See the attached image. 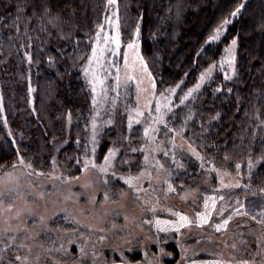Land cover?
I'll return each instance as SVG.
<instances>
[{
    "label": "rangeland",
    "instance_id": "374dc122",
    "mask_svg": "<svg viewBox=\"0 0 264 264\" xmlns=\"http://www.w3.org/2000/svg\"><path fill=\"white\" fill-rule=\"evenodd\" d=\"M248 1L243 0L242 4L245 5ZM112 11H116L119 18L117 5L110 7L107 4V12L101 24H104L105 18L110 16ZM235 17L231 15L227 20L232 22ZM229 24L220 23L212 30L211 35H215L219 28L222 38ZM99 31L97 27L87 56L78 68L89 94L88 110L83 119L77 112L71 113L69 110L65 111L63 116H59L63 125L62 135L50 137L48 144L51 150L41 156L40 164L33 161L32 153L29 151L31 141L26 139L22 142V132L10 134L17 148L19 143H23L28 151H19L16 161L0 172V192L7 193V189H15L13 211H5L7 205L0 207V230L8 229L7 240L0 243L2 257L0 264H105V261L109 264H120L121 257L126 258L129 264H192V261H195V264H211L214 260L220 264H242L244 260L249 264H264V217L257 215L253 220L250 216L235 212V208L239 207L237 201L245 204V210L249 202H252L257 212L260 211L258 205L264 203V193L260 194L258 199H252L245 183L249 180L255 164H252L250 157L242 160L243 163L234 160L228 157L230 153L225 155L227 160L223 158L222 161H218L216 155L209 156L203 151L198 140L201 135L197 134L200 131L190 129L191 122L198 118L194 104L200 92L213 82L217 84L216 90H221L222 84L229 83L236 77L237 38H232L223 47L220 58L203 69L194 84L182 89L184 84L182 81L162 91L157 89L156 79L148 66L145 71L136 52L128 49L126 47L128 43H124L121 38V57L124 53L129 57L127 67H122L119 72L121 84L123 85L128 76L133 77V81L128 87L115 88V81L110 76L106 80V86L111 85L114 90L110 89L105 96L99 85L97 91L100 95L91 91L92 85L89 83L91 75L86 77L83 70L87 66L91 49L106 47L102 42L103 33L100 34L101 43L99 45L96 43ZM105 31L110 36L115 34V28L111 24L105 25ZM233 39L237 41L234 49V73L227 64H221L223 60L230 58L226 50L232 47ZM134 40L139 46L137 51L142 56L139 37L137 38L135 34L129 43ZM105 57L107 58L105 67H108L112 75H116V67H109L108 62L117 58L109 56L107 52ZM96 67L93 63L89 72ZM209 68L212 69L211 74L205 75ZM225 73L232 78L224 79ZM201 75H205L203 82L199 79ZM103 78L101 73V79ZM216 78L221 79L220 83L215 81ZM197 84L200 85L199 89H196ZM189 92L192 93L190 96ZM26 93L29 109L37 112L35 104L37 89L31 79ZM185 96L187 99L181 104L177 97L184 99ZM157 106L160 108L159 112L154 110ZM168 108L172 111L169 112ZM137 111L143 112L144 115L137 116ZM1 112L3 119L6 120L4 111ZM130 116L133 120H140L141 125L133 124L130 129L128 126ZM161 116L166 123L171 117L170 127L173 128V132L167 138V144L166 138L162 136L157 135L153 138L151 130L148 137H144L143 134L144 127H160L157 121ZM93 120L96 124L95 143L92 142ZM108 120H111L110 124ZM145 121L147 123H144ZM72 145L75 146L74 150H77L75 157L66 151L67 147ZM103 145L105 148L101 155ZM166 147L177 161L185 165L183 169L177 168L170 157L162 156V151ZM93 148L95 153L92 152ZM133 149H142L143 152L132 151ZM109 150H114L116 155L112 159V167L106 174L92 167L83 171L81 165L76 163L77 158L81 160L91 158L98 165L103 164V157L108 155ZM193 150L201 159H197ZM145 155L149 156L147 165L143 162ZM153 156L156 157L155 161L152 159ZM21 158L24 164L19 163ZM124 160H128L129 163H123ZM157 162L163 167L154 166ZM237 163L241 164L238 171L234 167ZM28 164L32 167L28 168ZM200 165L204 166L203 170ZM37 172L45 175L38 176L35 174ZM113 172L116 173V177H112ZM141 172L144 175L141 176ZM129 175L140 176L139 180L134 181V188L123 186L122 181L117 182L120 176ZM90 176H94V179H87ZM221 179L224 184L239 183L241 187L223 188ZM85 180L88 183L87 187ZM104 180H108L112 186L109 195L116 193L119 198V194L124 193L126 202L124 208L109 209L107 219L98 222L96 214L105 206L106 201L102 198V193L107 187L103 183ZM165 181L173 182L174 186L184 185L185 190L178 189L177 193H167ZM209 187L222 189L219 194L226 196L225 201L217 200L216 204V209L223 212V216H218L217 211L212 210L215 222L229 218V223L221 232H215L213 227L206 226L201 229L192 226L181 229L180 233L166 234L158 233L154 227L142 223L145 217L152 219V216L145 212L146 207L152 206L158 209L156 216L159 219L175 221L177 218L171 215L169 209L194 219L197 207L200 211L204 210L201 197L209 194L218 195L216 192L200 191ZM153 188L156 189L155 193L152 192ZM85 195L92 197L95 203L90 204V199H84ZM137 196L140 199H137ZM134 211H138V219L133 221L136 227H126L128 219L125 218ZM29 212L32 213L31 216L28 215ZM117 212L120 213L119 216L116 215ZM113 224L116 225L115 228L112 227ZM168 235L173 239L157 243L158 238ZM13 236H16L15 241L12 239ZM19 244H23L24 247L18 248ZM62 245L67 252L66 255H61V252L57 251ZM81 249L86 255L82 256ZM16 256H20L21 260L17 261Z\"/></svg>",
    "mask_w": 264,
    "mask_h": 264
},
{
    "label": "trees",
    "instance_id": "16d2710c",
    "mask_svg": "<svg viewBox=\"0 0 264 264\" xmlns=\"http://www.w3.org/2000/svg\"><path fill=\"white\" fill-rule=\"evenodd\" d=\"M242 1L117 0V7L122 41L131 42L140 29V51L160 91L182 81V89L194 84L237 38L236 77L221 90L213 82L200 92L194 104L198 118L190 129L200 131L203 151L218 161L229 153L240 162L251 158L255 166L245 183L256 200L264 193V0H249L220 41L208 43L212 30ZM46 2L47 14L43 0H0V172L19 151H28L23 143L15 146L11 133L22 132V142L31 141L29 151L40 164L51 150L50 137L62 135L59 116L68 110L82 119L87 114L89 94L78 68L107 12V0ZM29 79L37 89V112L28 106ZM74 149L66 151L75 157Z\"/></svg>",
    "mask_w": 264,
    "mask_h": 264
},
{
    "label": "snow or ice",
    "instance_id": "6c2138e0",
    "mask_svg": "<svg viewBox=\"0 0 264 264\" xmlns=\"http://www.w3.org/2000/svg\"><path fill=\"white\" fill-rule=\"evenodd\" d=\"M107 4L111 7V6H115L117 5V0H107ZM42 7H43V11L45 14L48 13L49 11V6L46 2V0H43L42 3ZM245 5L241 4L240 7H237L236 10L234 12L231 13V15L233 17L237 16L240 11L241 8H244ZM231 21L230 20H225L224 24L227 25L229 24ZM107 24H111L114 26L115 28V34L114 35H108L107 32L105 31V25ZM120 21L118 18V14L116 11H112L111 15L105 18V22L104 24L99 25V29L100 31L97 33L96 35V43L99 45L101 43V33H103V37H102V42L104 45H106V47H100V48H92L91 49V55L88 58V63L87 66L84 67V72H85V76H89L91 75V79L89 80V83L92 85V89L91 91L93 93H96L97 95H100V92L97 91V85L100 86L101 90L103 91L104 95H107V92L111 89V85L106 86V80H108V78L111 76V78L115 81V88H120V87H128L130 85V83L133 81V77L128 76L125 78L123 85L121 84V78L119 75V72L121 71L122 67H127L128 65V60L129 57L127 55V53H124L123 56L121 57L120 54V48H121V33H120ZM223 27V26H222ZM136 37L138 38L140 35V29L137 28L136 29V33H135ZM222 32L221 29H217L215 35H211L209 38V43H213V42H217L220 41ZM237 44L236 39H233L231 41V48L227 49L226 51L228 52L230 58L229 59H225L221 62V64H227L228 67L230 69H232L233 73L235 72V68H234V64H235V55H234V49L235 46ZM113 45L115 47H113ZM126 47L128 49H131L133 51L136 52L137 57L141 63V65L143 66L144 70L147 71V65L144 64V58L143 56H140L137 49H138V44L135 42V40L132 43H128L126 45ZM108 53L109 56H113L116 57V60H111L109 61V67H116L117 69V74L116 75H112L109 72L108 67H105V60L107 59L105 57V53ZM121 60H122V64H121ZM93 63L96 64V68L92 69L91 72H89V69L91 68V66L93 65ZM212 69L209 68L207 70V72L205 73V75H210L211 74ZM101 73L103 74L104 78L101 79ZM205 75H201L199 77V79L201 80V82L204 81L205 79ZM232 77L230 75H228L227 73H225L224 75V79L229 80ZM153 87H155V84H153ZM200 85L197 84L196 85V89H199ZM219 90V89H218ZM169 91H174V89H169ZM192 93L189 92L188 95L190 96ZM178 100H180V103L182 104L184 102V100L187 99V96L184 97V99H180L179 97H177ZM95 102V101H94ZM156 112L160 111V108L157 106L154 109ZM168 111L171 112L172 109L168 108ZM137 116H142L144 115L143 112L137 111L136 113ZM170 121H171V117H169V122H165L163 116H161L157 123L160 125V127H156V128H152L151 126L148 127H144L143 129V134L144 137H148L150 134V130L151 133L153 134V138H155L157 135L162 136L165 139V143H168L167 138H169L170 134L173 132V128L170 127ZM108 123H111V120H108ZM141 121L140 120H133L132 117H129V122H128V126L130 129H132L133 124L136 125H141ZM144 123H147L146 121ZM264 123V122H262ZM93 143H95V129H96V124H95V120H93ZM264 130V129H262ZM132 151H141L143 152L142 149H133ZM153 151H155V149H153ZM92 152L95 153V148L92 149ZM193 153L197 156V159H201V157H199L198 154L195 153V150H193ZM116 152L114 150H109L108 155L103 157L104 163L98 165L97 162L93 161L91 158H85L83 160H81L80 158H77L76 163L78 165H81V170L86 171L89 167L92 168H96L100 173H108L109 169L112 167V159L113 157H115ZM162 156L164 157H170L173 162L175 163L177 168H181L183 169L185 167L184 164H181L179 161L176 160L175 156H172L170 151L167 149V147L162 151ZM153 161L156 160V157L153 156L152 157ZM227 160V158H225ZM149 161V156L145 155L143 157V162L144 165H147ZM20 164H24V160L21 158L19 160ZM123 163L128 164L129 161L128 160H124ZM156 167H163V165L159 164L158 162L154 165ZM13 167H15V165H13ZM28 168H31L32 165L28 164L27 165ZM201 168V170H203L204 166L200 165L199 166ZM231 167V165H230ZM235 169L238 171L241 168V164L237 163L234 165ZM213 172H215V170H213ZM38 176L41 175H45V173H41V172H37L35 173ZM50 175V174H49ZM140 175H144L143 172L140 173ZM171 175V172H170ZM151 176V174L149 173V177ZM112 177H116V173L113 172L112 173ZM78 178V177H77ZM55 179H59V177H55ZM140 176H132L129 175L127 177L124 176H120L118 178V183L119 181L123 182V186H127L128 188H134V181L135 180H139ZM103 183L107 186L106 190L102 193V198L104 200H115L118 199V195L116 193H113L112 195H109L110 192H112V186L109 184L108 180H104ZM165 183L167 184V193H177L178 189L181 191L185 190L184 185L181 184H175L173 182H168L165 181ZM213 183H215V179H213ZM220 183L222 185L223 188H240L241 185L239 183H236L234 185H227L223 183V180H220ZM137 191H140V189H137ZM144 191H147V189H144ZM156 189L153 188L152 192L155 193ZM201 192L204 191H208V192H216L218 193V195H212L209 194L207 196H202L201 197V203L203 205V211H200L199 208L197 207L196 212H195V218L194 219H190L188 215L186 214H182L179 211H172L169 209L170 213L172 216L176 217L177 219L175 221L170 220V219H159L157 218L156 214L158 212V209L155 206L152 207H146L145 208V212L147 214H150L152 216V219H148L147 217H145L142 220V223L145 225H149L155 228V230L158 233H180L181 229H188L192 226L197 227V228H205L206 226L208 227H213L215 232L219 233L221 232L222 229H224L227 224L229 223V218H224L222 220V222H215L212 216V210H216L217 211V215L218 216H223V212L219 211L218 209H216V204H217V200L219 201H225L226 196L224 194H219L222 189H216V188H212L209 187L207 189H201ZM5 196H7V199H5ZM35 197H33L34 199ZM183 198V197H182ZM229 199H231V197H228ZM15 199V189L13 188H9L7 189V193L4 192H0V207H5V205H7V207L5 208V211L11 212L13 211L12 208V203L14 202ZM85 200H89V199H93L92 197H89L87 195H85L84 197ZM137 199H140L139 196H137ZM98 203V201H97ZM237 203H239V207L235 208V212L239 215H243V216H250L251 219L255 220L257 218V215L264 217V203H261L260 205H258L260 211L257 212L256 211V206H254L252 204V202H249L247 209L245 210V204L243 202L237 201ZM29 216L32 215L31 212L28 213ZM117 216L120 215L119 212L116 213ZM127 219V218H125ZM113 228L116 227L115 224L112 225ZM18 235V234H17ZM194 235V234H193ZM7 236H8V229H3L0 230V243H3L7 240ZM13 241H15L16 236L12 237ZM101 239H103V237H101ZM169 239H173V237H171L170 235L165 236L163 238H158L157 239V243H160L161 240H169ZM9 247H11V245H9ZM18 248H23L24 245L23 244H19L17 245ZM133 251L136 249H132ZM57 251L61 252V255H66L67 252L66 250L63 248V245L61 246L60 249H57ZM81 254L86 255L83 252V249H81ZM171 255V254H170ZM95 258V257H94ZM0 259H2V257H0ZM17 261L21 260L20 256H16L15 258ZM105 264H109L108 261H105ZM120 264H129V261L124 258L121 257V261ZM192 264H195V261H192ZM211 264H220L219 261H212ZM242 264H249V262L247 260H244L242 262Z\"/></svg>",
    "mask_w": 264,
    "mask_h": 264
},
{
    "label": "clouds",
    "instance_id": "9594fccd",
    "mask_svg": "<svg viewBox=\"0 0 264 264\" xmlns=\"http://www.w3.org/2000/svg\"><path fill=\"white\" fill-rule=\"evenodd\" d=\"M87 179H94V176H90ZM85 186H88L87 180H85ZM125 202H126V195L124 193H120L119 194V198L115 199V200H111V202H109V200L105 201V206L102 207L97 215V219L98 222H102L104 219H107V211L113 207L115 208H124L125 207ZM95 201L94 199H90V204H94ZM142 211V210H140ZM128 219V224L126 225V227H131V228H135L136 225L133 224V221L138 219V211H134V212H130L127 216Z\"/></svg>",
    "mask_w": 264,
    "mask_h": 264
}]
</instances>
